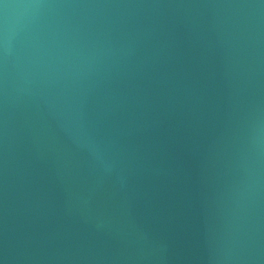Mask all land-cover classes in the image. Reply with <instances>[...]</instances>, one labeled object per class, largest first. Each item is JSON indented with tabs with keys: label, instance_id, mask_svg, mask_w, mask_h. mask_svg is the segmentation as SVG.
<instances>
[{
	"label": "water",
	"instance_id": "1",
	"mask_svg": "<svg viewBox=\"0 0 264 264\" xmlns=\"http://www.w3.org/2000/svg\"><path fill=\"white\" fill-rule=\"evenodd\" d=\"M0 264H264V0H0Z\"/></svg>",
	"mask_w": 264,
	"mask_h": 264
}]
</instances>
